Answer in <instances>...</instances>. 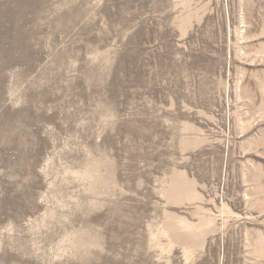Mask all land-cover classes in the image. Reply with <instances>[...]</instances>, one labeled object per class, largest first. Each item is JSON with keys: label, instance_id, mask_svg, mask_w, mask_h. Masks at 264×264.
I'll return each instance as SVG.
<instances>
[{"label": "rangeland", "instance_id": "rangeland-1", "mask_svg": "<svg viewBox=\"0 0 264 264\" xmlns=\"http://www.w3.org/2000/svg\"><path fill=\"white\" fill-rule=\"evenodd\" d=\"M0 264H264V0H0Z\"/></svg>", "mask_w": 264, "mask_h": 264}]
</instances>
